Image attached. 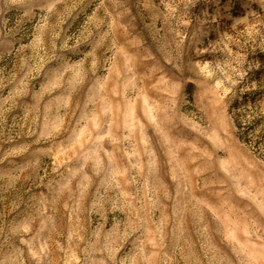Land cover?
I'll return each mask as SVG.
<instances>
[{"label": "rangeland", "instance_id": "rangeland-1", "mask_svg": "<svg viewBox=\"0 0 264 264\" xmlns=\"http://www.w3.org/2000/svg\"><path fill=\"white\" fill-rule=\"evenodd\" d=\"M0 264H264V0H0Z\"/></svg>", "mask_w": 264, "mask_h": 264}]
</instances>
